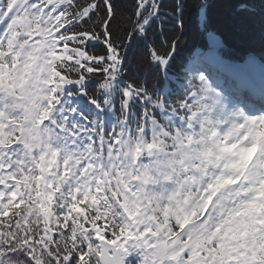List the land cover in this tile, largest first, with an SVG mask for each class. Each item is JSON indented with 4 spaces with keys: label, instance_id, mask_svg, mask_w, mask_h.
Listing matches in <instances>:
<instances>
[{
    "label": "snow or ice",
    "instance_id": "1",
    "mask_svg": "<svg viewBox=\"0 0 264 264\" xmlns=\"http://www.w3.org/2000/svg\"><path fill=\"white\" fill-rule=\"evenodd\" d=\"M185 8L182 0L172 12L161 0H0V264H148L153 245L133 242L150 229L137 236L125 226L136 177L124 152L137 137L148 142L136 155L151 150L153 129L171 135L164 121H182L188 93L169 103L124 81L120 48L151 33L148 55L166 71ZM26 126L47 135L54 165L44 166L48 153L29 145ZM215 248L197 255L217 264Z\"/></svg>",
    "mask_w": 264,
    "mask_h": 264
},
{
    "label": "clouds",
    "instance_id": "2",
    "mask_svg": "<svg viewBox=\"0 0 264 264\" xmlns=\"http://www.w3.org/2000/svg\"><path fill=\"white\" fill-rule=\"evenodd\" d=\"M186 99L182 121H164L171 135L153 129V148L142 157L135 153L148 142L144 137L125 148L128 177H136L125 226L137 236L150 229L133 243L153 245L148 264H213L197 255L213 245L217 264L229 256L235 259L228 264H264V109L253 114L208 79ZM38 136L25 127L29 145L48 153L44 166L54 165L47 135Z\"/></svg>",
    "mask_w": 264,
    "mask_h": 264
},
{
    "label": "trees",
    "instance_id": "3",
    "mask_svg": "<svg viewBox=\"0 0 264 264\" xmlns=\"http://www.w3.org/2000/svg\"><path fill=\"white\" fill-rule=\"evenodd\" d=\"M131 0H116L119 6L127 5ZM177 0H161L168 12L173 11ZM186 5L182 27L174 39H177L174 58L165 71L162 66L152 62L148 55L147 44L155 38L151 33L147 41L133 44L130 48L121 46L125 55L124 81L132 77L143 84L153 96L160 95L172 103L179 98V85L185 80L184 68L196 48L206 49L210 43L208 34H213L221 42L223 56L240 60L247 54H254L264 61V0H182ZM206 7L201 10L200 4ZM160 29L157 27V32ZM127 42V41H126ZM169 41V45H170ZM106 54V49L99 53ZM101 79L97 72L89 81L91 91ZM167 88V90H165ZM164 94L162 95V92ZM184 95L187 92L184 90ZM183 95V96H184Z\"/></svg>",
    "mask_w": 264,
    "mask_h": 264
},
{
    "label": "bare ground",
    "instance_id": "4",
    "mask_svg": "<svg viewBox=\"0 0 264 264\" xmlns=\"http://www.w3.org/2000/svg\"><path fill=\"white\" fill-rule=\"evenodd\" d=\"M208 60H213V53H211V55H208V59L206 61H202V62L193 61L191 63L192 65L190 66H194V67L190 68V72L197 73V70L198 71L204 70V68L207 65L206 62H208ZM213 62L217 64L218 69L212 70L213 74H211V76L214 79V82L212 83L220 90H222L220 87H222V85H225V88H227L225 89L227 93L225 95L229 98L231 102L233 103L239 102L238 104L244 106L246 109L248 108L251 109L249 111L252 112L253 114H258L255 112L254 109L250 107V103L247 102L248 104H246V101H242L240 99L242 94H245V96L250 98L255 97L256 103L258 102V105L262 106V109H264V71H262L257 64L259 63V65L261 64L264 67L263 62H261L260 60H255L253 59V57H247L241 62L242 66H238V65H233L231 62L227 61L221 56L218 58V60L216 61L214 60ZM212 72L208 70L207 72L204 73L207 76V74H210ZM221 74H223L224 77ZM226 74H229L230 76H226ZM218 80L221 82L220 86L216 84ZM249 87H251L255 91H258L259 93L250 91Z\"/></svg>",
    "mask_w": 264,
    "mask_h": 264
},
{
    "label": "rangeland",
    "instance_id": "5",
    "mask_svg": "<svg viewBox=\"0 0 264 264\" xmlns=\"http://www.w3.org/2000/svg\"><path fill=\"white\" fill-rule=\"evenodd\" d=\"M207 37H208V41H209V43L212 45V50H215V52L219 51V46H220L219 39H218L216 36H213V34H208ZM201 54H202L201 51H199V50H198V51H195V52H194V58H195V59H193V61H196V62H198V61H199V62L202 61V59L199 58ZM205 54H206V53H204L202 56H204ZM205 56H206V55H205ZM254 63H256V62H254ZM257 64H258V66L261 68V70L264 71V67H263L261 64L259 65V63H257ZM191 65H192V64H191ZM261 66H262V67H261ZM192 67H194V66H190V65L187 66V68H186V70H185L187 81H185L184 85H182V86H185V88H186L187 90H189V92L194 90V86L197 85V84L199 83V79H198V77H199V75L202 74V72L199 73L198 70H197V73H191V72H190V68H192ZM203 67H204V65H203ZM191 74H192V75H195V76H192ZM204 75H206V74H204ZM221 75L224 77L223 74H221ZM205 77H206V76H205ZM207 77H208V76H207ZM209 78H210V77H209ZM209 81H211V80H209ZM212 82H214V79L212 80ZM121 86H123V85H121ZM214 86H215V85H214ZM180 89H181V88H180ZM73 99H74V97H73ZM100 99L102 100L103 97L101 96ZM238 103H239V102H238ZM116 107H117V109H118L119 105L117 104ZM248 110H251V109L248 108ZM117 114H118V113H117ZM157 115L159 116V110H157ZM165 115H167V113H165ZM105 120H106V123H109V128H110V123H111V117H110V115H106V116H105Z\"/></svg>",
    "mask_w": 264,
    "mask_h": 264
}]
</instances>
